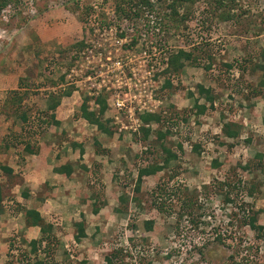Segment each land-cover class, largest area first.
I'll return each instance as SVG.
<instances>
[{"label": "rangeland", "instance_id": "374dc122", "mask_svg": "<svg viewBox=\"0 0 264 264\" xmlns=\"http://www.w3.org/2000/svg\"><path fill=\"white\" fill-rule=\"evenodd\" d=\"M19 1L15 4L11 0L0 10V122L5 123L6 128L5 131L0 127L3 128L0 144L7 141L16 148L20 146L17 145L21 138L19 134H27L28 127L38 123L29 118L30 111L22 101L45 98V95L64 89L77 92L72 100L88 98L89 107L90 100L98 95H88L87 92H92L94 88L89 89V82L80 81L85 74L83 72H86L83 66L93 64H85L80 58L75 62L76 57L72 59L80 51L76 42L83 40L84 46V41L89 42L96 20L120 24L116 26L122 31L128 26V32L133 36L150 32L149 25L142 21L146 20L144 11L148 9H142V6H139V20L134 21V30H131L130 24L123 23L124 18L113 13L115 0ZM148 1L153 12L147 11L146 14H151L158 19L154 21L160 22L158 31L153 30V39L159 45L152 43L160 52L152 68L153 75L146 79L144 91L146 94L150 91V101L146 102V106L153 111L151 113L160 114L162 120L157 124L150 123L148 138L143 139L140 131H118L120 122L128 123L123 114L117 122L109 112L102 115L104 126L113 133L115 143L100 151L98 147L99 167L102 164L107 169L91 187L109 195H119V200L111 204L116 203L115 207L120 211L106 214L108 219L103 218L106 222L102 226L105 231L102 234L97 230L96 233L88 232V238L83 241L85 245H78V241L70 237L71 230L63 231L61 235L56 229L57 245L50 246L54 250L44 260L47 264H79L81 260L84 264H104L105 256L110 255L113 264H139L137 256L149 264H264V236L238 219L243 214L258 210L256 223L264 225L261 212L264 186H259L253 198L243 197V202L251 204L244 213L224 201L227 193L230 198L235 195L239 199L230 189L232 185L239 182L256 184L264 176V115L254 116L249 99H241L232 91L240 88L244 95L249 94L247 80L253 76L248 79L244 75L237 80L235 66L256 64L257 58L251 50L264 48V0H235L229 11L233 12L234 22L220 20L217 17L220 10H216L210 0H193L186 9L184 5H177L175 17H172L167 5L170 0ZM70 4L71 7L80 6L71 11L66 9V5ZM84 6L93 8L91 16H83ZM234 14L238 15L237 18ZM181 15L183 20L179 19ZM259 35H262V40L257 39L258 46H255L252 37ZM142 43L132 48L134 54H141L144 49ZM145 48L150 50L149 46ZM178 49L190 52L195 59L192 63L182 61V68L175 76H170V87L163 88V62ZM246 55L250 56V60L242 63ZM224 62L233 66L228 69L222 65ZM71 66L76 73L68 77ZM148 85H152L151 90ZM197 85L210 88L215 95L212 109L204 113L196 112L193 105L195 101L197 104H208L198 94ZM12 90H19V94L12 96ZM21 112L28 114L25 122L18 117ZM226 122L239 127L237 137L229 138L222 134L221 128ZM17 129L22 133L16 134ZM155 130L161 132V138H156ZM177 144L181 145L180 149ZM192 144L197 145L196 150L191 149ZM161 146L174 151L176 158L156 173L143 176L136 192L133 188L137 168L144 164H160L164 155ZM213 161L219 165H214ZM106 172L109 174L107 177ZM86 176L84 174L83 179ZM154 186L160 187L156 194L163 199L166 207H170L169 210L156 212L150 206V191ZM15 188L17 186L12 190ZM13 192L16 196L17 191ZM11 194L3 189L0 202V240L4 236L3 241L7 242L4 250L3 242H0V264L9 261L25 264L23 254L28 251V245L25 241H18L23 236L17 226L20 220L16 213L20 205L27 202L13 201ZM188 199L193 204L187 208ZM11 217L17 223L6 221ZM60 217L59 213L48 214L47 219L54 229L63 227ZM150 218L153 224L150 230H146L143 222ZM217 232L222 233L224 242H230L231 247L211 241L210 237ZM200 246H203L201 254L197 251ZM41 248L35 255L28 253L30 264L42 257Z\"/></svg>", "mask_w": 264, "mask_h": 264}, {"label": "crops", "instance_id": "0c3cea01", "mask_svg": "<svg viewBox=\"0 0 264 264\" xmlns=\"http://www.w3.org/2000/svg\"><path fill=\"white\" fill-rule=\"evenodd\" d=\"M261 37L262 35L253 36V45L256 43L255 46H258L257 39L258 41L264 39H261ZM255 49L251 51L258 55L256 56V66L253 69H247L244 75L248 79L253 76L251 80H247L248 85H246L252 90L250 92L252 94L248 95L247 99H249L248 103L251 105L253 115L260 116L264 115V48L258 49V47H255ZM259 53H262L260 57ZM250 54L252 56V53ZM15 89L19 88L16 87ZM20 89L23 88L20 87ZM54 93L45 95V98L36 97L33 100L29 98L22 101L30 111L29 118L38 123H33L32 127H28L27 134L23 133L24 136L28 137V148H24L26 143H18L19 148L12 146L7 141L0 144V164L11 169L10 173L0 170L1 194L3 196V189H7L12 193L13 201L18 203L27 202V204H19L20 208L16 213L20 220V224H17V226L19 231L22 232L21 235L25 242L37 240L41 237L40 226L25 224L24 210L30 208L38 212L45 224L51 225L49 235H56V229L61 232V235H63V231L69 230L74 234L73 223L81 221L84 236L79 238L78 245H85L83 241L88 238V232L96 233L97 230L99 234H102L105 231L102 226L106 222L103 218L108 219L106 214H116L118 212L116 211L117 207H115L116 203L114 205L111 203L119 200V195L115 194L116 196H114L112 193L109 195L106 191L104 193L98 188L92 189L91 187L94 181L102 176L103 170L107 169L102 164L101 168L99 167L100 164L97 161H100V157L97 158L96 156L99 155L97 154L98 147L99 151L103 147H111L115 143L112 138L114 135L111 132L107 133L97 129L95 125L88 123L78 115L82 100L79 97L72 100L77 92L71 90L69 95L57 97V103L53 107H49L54 100ZM237 95L241 99L244 98L243 94ZM34 116L38 117L34 118ZM4 119L5 117L1 121ZM20 126L22 127V124ZM90 126L94 128L89 129ZM0 127H3L6 131L5 123L0 122ZM3 128H0V134ZM2 132L4 131L2 130ZM18 133H22V131L18 132L17 129L16 134ZM65 163H68L71 167L69 175H64L56 170ZM84 174L87 176L83 179ZM104 174L105 177L109 175L107 172ZM104 181L106 183V180ZM107 183L111 184L110 182ZM16 186L17 188L13 189L17 191L15 196L12 188ZM87 186L90 187L87 188ZM21 193L27 195L23 196ZM5 195L7 196V194ZM93 209L96 211H93ZM50 213L61 215L60 219H62L63 227L54 229V226L47 219ZM96 220H99V222H96ZM6 221H12L14 224L16 222H13L12 217ZM72 234L70 237L74 239ZM54 237L58 242V238ZM64 237H67V235H64ZM4 239V236H2L0 240V242H3V250L7 247V242H4Z\"/></svg>", "mask_w": 264, "mask_h": 264}, {"label": "trees", "instance_id": "16d2710c", "mask_svg": "<svg viewBox=\"0 0 264 264\" xmlns=\"http://www.w3.org/2000/svg\"><path fill=\"white\" fill-rule=\"evenodd\" d=\"M11 0H0V10H2L6 4H8ZM45 2V0H43ZM15 4L20 3L19 0H14ZM193 2V0H170V2L167 4L170 10V13L172 14V17L177 16L176 15V11L175 8L177 5H184V8L186 9L188 4H191ZM35 3V2H34ZM210 3L214 5L216 10H220L218 13V18L222 21H226L228 20L229 22H234L236 20L232 21V13H229L230 9H232L231 7H233L235 5V0H210ZM24 4H26L24 2ZM80 5L76 4L75 7H71V4L68 6L66 5V9H70L71 11H75L78 9ZM139 6H144L146 8H148V11L151 12V8L152 5L148 0H115L114 6H113V13L115 15H117L120 18H124L127 20H130L132 18L138 17L139 16V12H140V8ZM221 8V9H220ZM93 11V8L90 6H84L83 12L84 15L83 16H91V13ZM235 15V14H234ZM237 14L235 15V18H237ZM184 16H180L179 19L183 20ZM85 19V17H84ZM231 20V21H230ZM108 21L105 20H100L98 22L99 26H104L107 25ZM158 24L160 25V22H158ZM165 28V27H163ZM77 48L79 50H81L84 45H83V40H79L78 42H76ZM77 49V50H78ZM78 50V51H79ZM78 53V52H77ZM78 55L75 54L73 58L77 57ZM255 56H257V54H255ZM195 59V57L190 53V52H185L181 49H178L176 52H174L173 54H169L166 59L164 60L165 66L161 69V73L164 74L165 76V80H164V85L163 88H168L170 87V76H175L178 71L182 68V61H189L190 63H192V61ZM250 60V56L246 55L245 57H243L242 63H248ZM223 66L227 67L228 69L231 68L233 65L232 63H223ZM256 64H252L251 66H249L248 64H238L237 66H235L237 68L238 71V77L237 80L240 79L241 77L244 76V73L247 69H253V67H255ZM206 70H208L209 66H205ZM232 87L236 88V85H233ZM198 88V94L204 98L205 102H208L207 106L205 104H197L196 101L194 102V108L196 109V112L198 113H204V111H206L207 109H212V105H213V101L215 99V95L212 93V91L208 88H204L201 85H197ZM20 89V88H19ZM232 91L235 94H243L242 93V89H232ZM252 90L249 91V94H243L242 96L244 97V99H247L248 95H251L252 93H250ZM71 92V90H57L54 94V100L52 101V105H49V107H53L54 104L57 103V97H59L60 95H69V93ZM12 96L19 94V90H12L11 91ZM106 94L101 92L100 94H98L97 96H94L92 99L94 101L95 104H97V108L96 109H89L88 105H87V99H83L81 101V104L79 106V113L78 115H80L82 118H84L88 123H91L93 125L96 126L97 129L105 131L107 133H110L109 130H107L104 126V120H102V115L104 113L105 107H106ZM48 107V108H49ZM36 109V107H34ZM19 119L21 120V122H25L28 118V114L21 112L19 114ZM140 118V122L142 124H147L149 125L150 123H159L162 118L160 116V114H154V113H150V112H143L142 114L139 115ZM233 125V124H232ZM231 125V122H226L223 124L221 131L222 134L226 137L229 138H235L238 136V132H239V127L235 124L234 126ZM139 131L142 133V138L143 139H147L148 138V134L150 133V128L148 126L143 127L140 126L139 127ZM21 138H19V140L17 141L18 143H26L24 144V148H28V137L27 136H23L22 134H19ZM135 135V134H134ZM155 135L156 138H161L162 134L161 132H159V130H155ZM262 135L264 138V122L262 123ZM140 138V136H139ZM246 141H249V139H246ZM181 145L177 144V148L180 149ZM191 149L192 150H196L197 149V145L196 144H192L191 145ZM82 151V150H81ZM80 151V152H81ZM161 151L163 152V156L161 159L160 164L154 163L153 165L150 164H144L143 166H140L137 168L136 171V177L134 179V190L137 192L139 190V186L142 180L143 176H147V175H151L156 173L158 170L162 169V167L164 168L169 162L170 160H173L176 158L177 154H175L174 151H171V149L161 146ZM260 156V154H259ZM214 165H219V163L217 161H213ZM263 168L262 164H261V169ZM0 170H2L5 173H10L11 169L3 166L0 164ZM57 171L63 173L64 175H69L71 172V167L68 163H65L63 166L59 167L56 169ZM228 184V183H227ZM262 185L264 186V176L262 177V179L260 180L259 183L253 184V183H237L236 185H232L230 189H232L239 197V199L236 198V196L234 195V197L230 198V194L227 193L224 196V201L225 202H229L232 206V208H238L239 210H241V212L244 213V211L251 206V204L245 203L243 202V197L244 196H250L252 197L254 194L257 193L259 186ZM157 191H160V187L159 186H154L152 188V190L150 191V206L152 207V209H155L156 212L158 211H167L169 210L170 207H166L164 205V201L162 198H159L160 196H158L156 193ZM23 196H26V193H21ZM155 194V195H154ZM253 198V197H252ZM121 199V198H120ZM158 199V202H157ZM160 199V201H159ZM2 200V194H1V185H0V202ZM102 204V202H101ZM192 201L190 199L187 200V204H185V206L187 207H191L192 206ZM0 207H1V203H0ZM184 207V206H182ZM187 207V208H188ZM245 208V209H244ZM167 209V210H166ZM244 209V210H243ZM93 211H96L95 209H93ZM116 211H120L119 209H116ZM258 210L254 211L252 214H248V215H244L243 213V217H238V219L240 221H242L244 223V225L246 224V226H248L250 229L255 230V232L257 234H262L261 236H264V225H258L256 223L255 220V215L257 213ZM261 212L264 215V207L261 209ZM234 214V213H233ZM176 216H179V211L176 213ZM234 216V215H233ZM245 219V220H244ZM24 221L26 225H38L40 233H41V237L37 240H29L28 242H26V244L28 245V251L24 252L23 257L25 258L26 262L25 264H30L29 263V254L28 253H32V254H37L38 250L40 247H42L41 249V258H39L38 260L34 261V264H47L45 262L44 259H46L49 256V253L52 252L54 250V248H50V246H52L53 244L57 245V240L54 238L53 235H49V231L51 228V225L49 224H45L42 219L40 218L38 212L34 209H25L24 210ZM144 228L146 230H150L153 224V220L152 218L145 220L144 222ZM74 228H75V232L73 234V237L76 241H79L80 237L84 236V231H83V223L81 221L78 222H74L73 223ZM222 233H215L214 236H211L210 239L211 241H217V242H221L224 245H226L227 247H231V243L230 242H224L225 237L223 238L221 236ZM44 235V236H43ZM53 237V238H52ZM52 238V239H51ZM19 243H24V239L21 238V240H18ZM208 241V239H207ZM44 243L43 246H41V243ZM204 244V243H203ZM202 244V245H203ZM10 246V245H9ZM204 246V245H203ZM203 246H200L198 248V253L201 254V249ZM44 254V255H43ZM105 262L104 264H113L111 261V256L107 255L105 256ZM136 261L139 264H149L148 261H146V263H144L142 261V258H140L139 256L136 257ZM16 262V261H15ZM7 264H12L11 261H9ZM23 264V263H22ZM79 264H84V262L81 260L79 262Z\"/></svg>", "mask_w": 264, "mask_h": 264}, {"label": "built area", "instance_id": "2783aa9c", "mask_svg": "<svg viewBox=\"0 0 264 264\" xmlns=\"http://www.w3.org/2000/svg\"><path fill=\"white\" fill-rule=\"evenodd\" d=\"M142 9L148 8L142 6ZM147 11H144L146 20L142 21L149 25L150 32H140L135 36L128 32V26L125 28L126 30L122 31L121 28H117V26H121L120 24L108 23L99 26L100 20H96L93 23L94 28H91L89 42L84 41L85 46L77 53L78 56L74 60L77 62L80 58L85 64H93L83 66L86 72H83L85 74H82L83 76L79 80L89 82V89L94 88L92 92L90 90L87 92L88 95H97L101 91L106 94L104 113L109 112L116 122L119 121L120 114H123L124 118L128 120V123L120 122L119 132L138 133L140 126H148L140 122L139 115L143 112H153L146 106V102L150 101V91L146 94L144 87L148 76L153 75L152 68L156 63V55L160 52L157 47L152 46V43L155 46L159 45L156 44L157 40L153 39V35H155L153 30L158 31L159 27L158 19L149 13L147 15ZM147 16L150 19H147ZM139 17L140 15L130 20L126 19L127 21L123 19V23L130 24L129 29L134 30V21H138ZM151 32L153 33L151 34ZM141 41H143L144 49L140 55H136L132 52V48L137 47ZM123 46H125L124 49ZM145 46H149L150 50ZM163 64L165 66L164 62ZM74 66L69 68L68 77L72 73H76ZM78 71L80 72L81 68ZM151 86L148 85L149 90H151ZM90 103L92 106L90 104L89 109L97 108L93 99L90 100Z\"/></svg>", "mask_w": 264, "mask_h": 264}]
</instances>
